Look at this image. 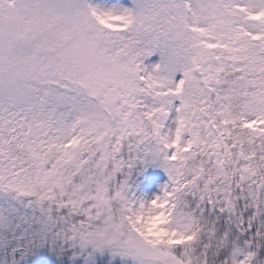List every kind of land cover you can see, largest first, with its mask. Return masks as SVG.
Segmentation results:
<instances>
[{
    "label": "snow or ice",
    "instance_id": "1",
    "mask_svg": "<svg viewBox=\"0 0 264 264\" xmlns=\"http://www.w3.org/2000/svg\"><path fill=\"white\" fill-rule=\"evenodd\" d=\"M131 4L0 0V264H264V0Z\"/></svg>",
    "mask_w": 264,
    "mask_h": 264
},
{
    "label": "rangeland",
    "instance_id": "2",
    "mask_svg": "<svg viewBox=\"0 0 264 264\" xmlns=\"http://www.w3.org/2000/svg\"><path fill=\"white\" fill-rule=\"evenodd\" d=\"M125 7H132L131 0H121ZM159 61V54L149 57L144 61L145 66ZM176 106L179 101L175 102ZM133 175L139 171V175L129 184V197L134 200H150L160 195L165 184L169 183L167 173L159 167H147L137 165L136 170L132 168ZM128 171V170H126ZM130 178V176H129ZM131 263V261H129Z\"/></svg>",
    "mask_w": 264,
    "mask_h": 264
},
{
    "label": "trees",
    "instance_id": "3",
    "mask_svg": "<svg viewBox=\"0 0 264 264\" xmlns=\"http://www.w3.org/2000/svg\"><path fill=\"white\" fill-rule=\"evenodd\" d=\"M123 174L119 175L121 179ZM22 264H59L57 257L48 250V248L40 249L35 255L29 256Z\"/></svg>",
    "mask_w": 264,
    "mask_h": 264
}]
</instances>
